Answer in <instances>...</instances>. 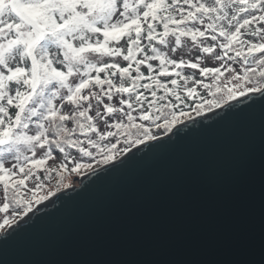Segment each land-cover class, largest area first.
Listing matches in <instances>:
<instances>
[{
    "label": "snow or ice",
    "instance_id": "1",
    "mask_svg": "<svg viewBox=\"0 0 264 264\" xmlns=\"http://www.w3.org/2000/svg\"><path fill=\"white\" fill-rule=\"evenodd\" d=\"M186 41L200 55L172 58ZM206 55L219 66H202ZM237 97L247 99L230 103ZM256 104L264 106V0H0V229L55 194L41 170L60 177L59 190L69 162L80 173L93 167L84 158L107 165L155 142L115 169L175 140L192 113L227 106L215 119ZM56 150L61 162L50 167Z\"/></svg>",
    "mask_w": 264,
    "mask_h": 264
},
{
    "label": "water",
    "instance_id": "2",
    "mask_svg": "<svg viewBox=\"0 0 264 264\" xmlns=\"http://www.w3.org/2000/svg\"><path fill=\"white\" fill-rule=\"evenodd\" d=\"M226 108L54 191L0 230V264H264V106L208 119Z\"/></svg>",
    "mask_w": 264,
    "mask_h": 264
},
{
    "label": "rangeland",
    "instance_id": "3",
    "mask_svg": "<svg viewBox=\"0 0 264 264\" xmlns=\"http://www.w3.org/2000/svg\"><path fill=\"white\" fill-rule=\"evenodd\" d=\"M219 51V50H217ZM173 58H177L179 59L181 56H183L185 59H195L198 55H200L199 51L197 49H194L191 45V42L189 41H186L184 44H183V47L179 50H177V52L175 54H171ZM219 61H216L215 60V57L212 56V55H206L204 56L203 58V62H202V66H211V67H215V66H219ZM234 68L237 69V71H240L241 68L239 67L240 65L239 64H233L232 65ZM193 73H196V77L197 78H200L199 75H198V70H186L185 71V75H191ZM229 73H225V76H228ZM205 82H210L208 80H206ZM182 83V82H181ZM191 83V82H190ZM199 91H203L205 93V96H206V99H210V96L208 95V92L207 90H204L202 87H198ZM195 106V105H194ZM195 113H192V115H194ZM162 131V130H160ZM160 131H157V130H154V133L155 134H160ZM111 139V138H110ZM111 142L112 143H115V140L114 139H111ZM123 147V144H119L117 145V149L119 148H122ZM72 151V154L75 155L76 151L75 149L71 150ZM63 154L59 153L58 150H56L54 152V159L48 161V166L50 167H58L59 163L61 162V157H62ZM119 156V154L117 155V157ZM13 161L11 160V158L9 157L8 159V164L10 165ZM83 162L85 163H93V168H95L96 166H99L97 164H95L93 161L89 160L88 158H84L83 159ZM71 167H72V164L71 162H69V171L67 173H65L64 177H63V184L64 185H71V184H74V183H77V177L80 176L81 174L87 172L88 170H84L80 173H77V172H72L71 171ZM43 172V170L40 171L39 175ZM42 178V177H41ZM44 180V183L46 185V189L45 191L47 190H51L52 192L56 191L57 188H58V181L60 180V177L56 176L52 179V182H48V180L42 178ZM29 186L31 187L32 184L31 182H29ZM61 188H64V187H59V189ZM0 200H2V195H0ZM5 215V213L3 212H0V223L3 222V216ZM17 219V218H16ZM1 230V229H0Z\"/></svg>",
    "mask_w": 264,
    "mask_h": 264
},
{
    "label": "trees",
    "instance_id": "4",
    "mask_svg": "<svg viewBox=\"0 0 264 264\" xmlns=\"http://www.w3.org/2000/svg\"><path fill=\"white\" fill-rule=\"evenodd\" d=\"M173 58V57H172ZM174 59H177V58H174ZM146 67V66H145ZM240 67V66H239ZM143 70V69H142ZM240 71H242V69L240 70ZM198 91V93H199V96H202V97H204L205 99H206V96H205V93L203 92V91H199V90H197ZM211 98V97H210ZM198 97L197 98H189L188 100H186V104H192L193 106L195 105V103H197L198 102ZM182 107H183V105H182ZM185 110H188L187 108H185ZM40 176L42 177V178H44V179H46L45 177H44V173L42 172L41 174H40ZM57 175H56V173H53L52 174V179L54 178V177H56ZM52 179H50V180H48V179H46V180H48V182H52ZM11 209L9 210V215H11ZM7 225H5V227H6ZM4 227V228H5Z\"/></svg>",
    "mask_w": 264,
    "mask_h": 264
}]
</instances>
